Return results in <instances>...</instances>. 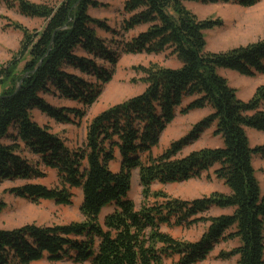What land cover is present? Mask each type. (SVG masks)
<instances>
[{
    "label": "trees",
    "instance_id": "trees-1",
    "mask_svg": "<svg viewBox=\"0 0 264 264\" xmlns=\"http://www.w3.org/2000/svg\"><path fill=\"white\" fill-rule=\"evenodd\" d=\"M259 1L123 0V16L115 30L88 13L101 5L98 0H0L8 9L43 20L39 30L13 24L22 33L21 43L17 53L0 64V182L25 181L10 191L34 203L70 205L72 189L82 192L80 221L0 229V264H30L42 258L73 264H165L174 256L177 259L167 264H195L205 260L220 240L234 238L238 244L220 251L217 258L237 256L238 264H264V191L252 164L254 155L264 157V145L252 147L246 133L247 128L264 132V85L242 100L219 73L227 69L247 77L264 74V37L224 51L206 50L205 32L222 26V21L200 19L186 7L187 2L247 7ZM96 30L120 36L112 39L118 51L110 49ZM123 53H166L178 66H141L143 91L94 115L76 148L33 119L36 109L57 123L78 126L112 79ZM43 95L82 107H57ZM205 108L209 112L186 135L152 154L177 113ZM210 127L222 145L180 155ZM116 150L120 164L114 171L110 164ZM25 152L56 171L57 186L30 182L44 173ZM134 170L142 197L153 199L139 208L128 198ZM203 175L221 180L229 192L181 199L151 190L155 182L166 185ZM107 206L113 210L101 220ZM213 207L231 213L211 215ZM4 208L0 200V212ZM198 223L206 227L194 241L160 229Z\"/></svg>",
    "mask_w": 264,
    "mask_h": 264
},
{
    "label": "rangeland",
    "instance_id": "rangeland-1",
    "mask_svg": "<svg viewBox=\"0 0 264 264\" xmlns=\"http://www.w3.org/2000/svg\"><path fill=\"white\" fill-rule=\"evenodd\" d=\"M35 3H41L46 0H29ZM101 5L97 8H89L88 13L97 19L103 20L106 24L117 30L122 19V2L123 0H98ZM186 7L191 10L200 19L203 18H219L222 21V26L213 28L205 32L206 50L209 51H224L226 49L245 45L247 43L256 41L264 37V0H260L252 6H241L232 3H215V4H200V3H186ZM14 23L20 24L29 30L41 29L43 20L39 18H30L13 9H8L0 5V64L9 61L18 51L22 33L19 29L13 26ZM97 36L101 37L107 46L114 51L117 46L113 43L115 37L111 32L104 30H96ZM137 30L123 35V37H130ZM116 39V38H115ZM152 63L165 67H177L178 62L174 56H169L166 53L154 54H120L116 65L114 66V73L112 79L104 85L101 94L96 101L88 107L85 116L81 119L79 125L57 123L53 119L48 118L38 110L34 109L31 113L33 119L40 125H48L50 130L58 134L64 139L65 144L69 148H76L85 138L86 126L91 118L104 110L105 108L121 102L131 96L139 94L143 91L145 85L140 81L141 73L138 69L141 66L147 67ZM227 78L230 86L236 89L237 96L242 100H248L254 90L259 85H264V74H257L253 77H247L238 74L232 70L222 72ZM44 98L54 106H68L81 108L82 105L77 102L66 100L63 98H56L50 95H43ZM189 99L184 100L182 105L186 104ZM264 108V102L262 103ZM209 110L197 109L188 112L187 114H176L172 122L167 125L161 133L159 142L151 149L153 155L160 154L168 147L171 141L176 140L186 135L191 129L192 125L203 118ZM213 127L208 128L201 134L199 139L193 144L183 148L180 155L186 154L192 150H197L203 147H215L221 143L220 136L212 134ZM250 145H264V132L247 128L246 130ZM30 163L36 164L44 173V176L31 179L32 183H39L47 188L57 186L58 179L56 171L44 167L41 164L39 157L31 153H24ZM260 155H254L252 164L255 169V174L258 179L261 191H264V159ZM119 163L116 160L112 162L111 168L118 169ZM22 180H4L0 182V200L5 202V208L0 212V229H11L27 223H35L38 225H52L69 223L72 221L82 220L79 206L82 199L80 189H72V202L70 205L56 204L50 200H39L38 202H30L21 198L10 191L11 188L24 184ZM225 185L221 180L216 179L213 175L211 179H206L203 175L201 178H191L186 181L178 183H170L162 185L155 182L151 185L152 191L162 190L171 197L181 199H192L201 196H207L213 192H222ZM128 198L134 203L136 208H139L144 203H151L153 199H144L141 195V187L138 181L137 170H134L131 178V188L128 192ZM112 206L105 207L100 215L103 216L112 211ZM206 224L198 223L189 228H169L162 225L160 229L168 232L174 238L183 239L186 241L196 240ZM229 244H221L215 250L209 253L207 258L195 264H235L234 258H230L226 263L216 262V251L225 249L229 251L232 248ZM264 255V254H263ZM174 256L172 259H166L165 264L171 260H176ZM30 264H73L70 260L51 261L42 258L33 261Z\"/></svg>",
    "mask_w": 264,
    "mask_h": 264
},
{
    "label": "crops",
    "instance_id": "crops-1",
    "mask_svg": "<svg viewBox=\"0 0 264 264\" xmlns=\"http://www.w3.org/2000/svg\"><path fill=\"white\" fill-rule=\"evenodd\" d=\"M188 3H191V2H188ZM178 66V65H177ZM227 69H219V73L220 74H222L223 76H224V74L222 73L223 71H226ZM221 145V143L219 144V145H217V146H220ZM260 158H262V159H264V157H260ZM118 161V163L120 164V156H119V152H118V150H116L115 151V161ZM115 161H113V162H115ZM112 164V163H111ZM111 164H110V167H111ZM118 169H119V167H118ZM118 169H115L114 171H117ZM222 192H224V193H228L229 192V190H228V188L225 186V189L222 191ZM81 194H82V192H81ZM82 200V199H81ZM211 215H218V214H230L231 213V209H228V208H226V209H220V208H215V207H213L211 210H210V212H209ZM233 243V246L232 247H234V246H236L237 244H238V240H237V238H234V239H228V240H220L215 246H214V248H213V250H215L216 249V247H218L219 245H221V244H223V245H225V244H229V246H231V244ZM231 249V248H230ZM212 250V251H213ZM223 250H225V249H221V248H219V250H217L216 251V255H215V257H216V262H227V261H229V259L230 258H234V260H235V264H238L237 263V256H231L230 258H227V259H220V258H217V255H218V253L220 252V251H223ZM211 251V252H212Z\"/></svg>",
    "mask_w": 264,
    "mask_h": 264
}]
</instances>
